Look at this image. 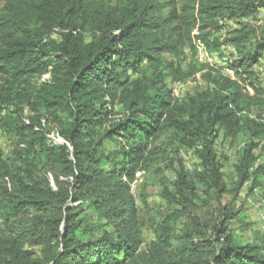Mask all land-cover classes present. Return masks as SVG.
<instances>
[{
  "label": "trees",
  "instance_id": "16d2710c",
  "mask_svg": "<svg viewBox=\"0 0 264 264\" xmlns=\"http://www.w3.org/2000/svg\"><path fill=\"white\" fill-rule=\"evenodd\" d=\"M263 8L264 0H0V128L14 142L0 156V264H264V214L256 242L229 231L237 213L228 206L197 214L245 183L264 197L255 154L264 149L255 68ZM200 46L232 77L198 60ZM197 75L204 90L174 96L173 83ZM218 139L238 148L230 189ZM166 144L193 152L198 167L190 174L177 160L174 181L161 187L175 208L150 220L143 246L132 186L166 158ZM182 216L190 223L179 229Z\"/></svg>",
  "mask_w": 264,
  "mask_h": 264
},
{
  "label": "rangeland",
  "instance_id": "374dc122",
  "mask_svg": "<svg viewBox=\"0 0 264 264\" xmlns=\"http://www.w3.org/2000/svg\"><path fill=\"white\" fill-rule=\"evenodd\" d=\"M258 18L264 20V8L259 9ZM229 26H234L231 22H227ZM228 29V28H227ZM220 40L225 38V29L219 34ZM221 50L224 52H230L231 48L228 45H222ZM190 56V53H187ZM203 63L214 64L215 66H221L222 62L220 57H217L214 53H208L204 49H198L197 57ZM259 67V68H258ZM258 68V72L264 77V59L262 64ZM264 82V80H262ZM174 96L183 97L187 93H194L195 91L204 90L206 85L202 79L197 75L195 79L188 80L184 83H175L171 86ZM249 92L252 89L247 87ZM256 114L259 113L258 108L253 109ZM25 115H31L25 108ZM51 129H54L55 125L50 124ZM53 131V130H52ZM12 133L8 130L0 128V156L3 158L11 156L14 149V142L12 141ZM164 148V155L166 158L161 163L155 165L154 171L141 173L138 176V180L132 186V194L136 199V204L140 208V214L144 227H142L141 238L143 240V246L152 239V232L149 228L150 220L156 219L161 216L167 209L171 210L174 206H168L164 199L161 197V187L163 182L171 184L174 181V170L179 167L177 160L180 158L183 162L184 169L190 173H194V169L198 167V160L193 152L189 150H181L176 148L173 144H166ZM217 157L221 163V171L223 174V180L228 186V189L234 186L236 176L233 170L232 161L237 157V146L223 144L220 139L217 141ZM256 156L259 158V162H264V149L259 148L255 150ZM157 168V169H156ZM198 169V168H197ZM249 183H245L237 192H226L217 201H210L202 210L197 211L200 218H205L214 214L222 205L228 206L232 212H236L237 215L228 221V229L237 237L243 241L256 242L257 236L261 231L260 222L264 214V197L262 192L257 188L254 194L247 192ZM172 190L171 186L169 187ZM199 193V192H198ZM198 199H206L204 195H198ZM141 198L145 199V205L142 204ZM196 203L199 200L194 199ZM240 216H244L243 222L239 219ZM190 221L186 216L180 217L176 221L177 228H186L189 226Z\"/></svg>",
  "mask_w": 264,
  "mask_h": 264
},
{
  "label": "clouds",
  "instance_id": "9594fccd",
  "mask_svg": "<svg viewBox=\"0 0 264 264\" xmlns=\"http://www.w3.org/2000/svg\"><path fill=\"white\" fill-rule=\"evenodd\" d=\"M203 49V47L202 46H200V47H198V49ZM221 67H222V71H223V73L225 74V75H228V76H231L232 77V71L231 70H229L226 66H225V64H224V62H222V65H221ZM259 68V67H258ZM173 84H175V83H173ZM172 84V85H173Z\"/></svg>",
  "mask_w": 264,
  "mask_h": 264
}]
</instances>
